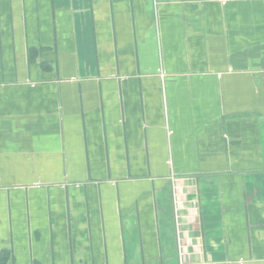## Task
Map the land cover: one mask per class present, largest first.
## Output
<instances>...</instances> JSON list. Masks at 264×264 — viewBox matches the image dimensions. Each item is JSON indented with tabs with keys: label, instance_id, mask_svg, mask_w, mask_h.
Wrapping results in <instances>:
<instances>
[{
	"label": "crops",
	"instance_id": "1",
	"mask_svg": "<svg viewBox=\"0 0 264 264\" xmlns=\"http://www.w3.org/2000/svg\"><path fill=\"white\" fill-rule=\"evenodd\" d=\"M0 264H264V0H0Z\"/></svg>",
	"mask_w": 264,
	"mask_h": 264
}]
</instances>
